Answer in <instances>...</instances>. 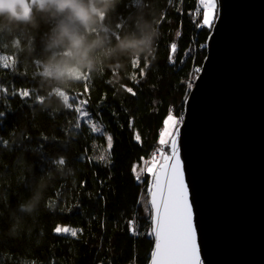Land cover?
Wrapping results in <instances>:
<instances>
[{
  "label": "trees",
  "instance_id": "1",
  "mask_svg": "<svg viewBox=\"0 0 264 264\" xmlns=\"http://www.w3.org/2000/svg\"><path fill=\"white\" fill-rule=\"evenodd\" d=\"M196 7L197 0H146L160 32L154 59L83 79L68 90L73 107L58 111L40 110L46 93L32 61L0 47V264H148L151 214L142 199L151 179L135 168L159 147L164 120L183 115L210 32ZM134 12L132 0H119L107 22L118 33L129 30ZM24 90L30 95L22 98ZM79 101L86 119L75 111ZM42 177L48 186L39 211L8 235L9 211ZM58 226L75 235L57 233Z\"/></svg>",
  "mask_w": 264,
  "mask_h": 264
},
{
  "label": "water",
  "instance_id": "2",
  "mask_svg": "<svg viewBox=\"0 0 264 264\" xmlns=\"http://www.w3.org/2000/svg\"><path fill=\"white\" fill-rule=\"evenodd\" d=\"M216 5L167 157L175 140L200 264H264V0Z\"/></svg>",
  "mask_w": 264,
  "mask_h": 264
},
{
  "label": "clouds",
  "instance_id": "3",
  "mask_svg": "<svg viewBox=\"0 0 264 264\" xmlns=\"http://www.w3.org/2000/svg\"><path fill=\"white\" fill-rule=\"evenodd\" d=\"M118 3L0 0V47L36 66L39 86L46 93L38 97L41 111L66 108L68 90L85 78H95L106 69L118 74L138 57L146 63L154 59L160 32L156 22L147 18L146 0H132L135 12L127 17L131 28L120 33L107 22ZM47 186L46 179L37 182L31 195L9 211L8 235H18L25 218L39 211Z\"/></svg>",
  "mask_w": 264,
  "mask_h": 264
},
{
  "label": "snow or ice",
  "instance_id": "4",
  "mask_svg": "<svg viewBox=\"0 0 264 264\" xmlns=\"http://www.w3.org/2000/svg\"><path fill=\"white\" fill-rule=\"evenodd\" d=\"M205 8L203 22L205 25H210L209 16L214 15L215 0H207ZM175 47L173 44V50ZM127 90L131 92V89ZM85 91H87V86H85ZM132 94L135 95L134 92ZM21 95L22 98L28 97L30 93L24 90ZM78 103L83 105L86 101H79ZM67 107L71 108L73 104L68 103ZM75 111L80 114L81 119L88 117V113L81 106H76ZM169 124L175 126L172 116H169L165 121L166 126ZM96 130L94 127L93 131ZM167 134L162 133V135ZM107 142L110 148V136L107 137ZM160 143L164 144L166 141L161 139ZM171 152L170 157H162V159L171 160L173 163L162 164L156 172L152 173L155 177V190L152 192V207L155 210L153 234L156 237L153 264H200L199 250L194 240L195 229L192 223V208L187 199L182 170L177 160L175 140L172 141ZM58 163L62 165L65 161L61 159ZM56 231L60 232L61 228L57 227ZM72 234L75 235L74 232Z\"/></svg>",
  "mask_w": 264,
  "mask_h": 264
},
{
  "label": "rangeland",
  "instance_id": "5",
  "mask_svg": "<svg viewBox=\"0 0 264 264\" xmlns=\"http://www.w3.org/2000/svg\"><path fill=\"white\" fill-rule=\"evenodd\" d=\"M199 3L201 4V7H200L201 12H200V16L198 18L204 24V22H203L204 21V12L206 11L205 5L207 3V0H200ZM216 7H217V5H216V0H215V11H214V15H210L209 16L210 25H206L210 29H211L212 23L214 21L215 15H216ZM196 72L197 73L195 74L194 77H192V80L190 81L191 85L190 84L188 85L189 86V90L193 87L194 79L197 76V74H198L199 71H196ZM4 92H5V90L0 88V94L1 93L5 94ZM17 93L20 96H22L21 95L22 94L21 91H17ZM81 107H82V105H81ZM169 116H171V115H169ZM168 117L164 120L163 127H162V130L160 132L159 143H160L161 139H163L164 141H166V143H164V144H161L160 143L159 144V147L157 148V150H161V153L159 155H156V152H157V150H156L155 153L152 155V158L151 159H149L147 161H142L139 165H137L136 168H135V172H136V174L138 176L141 175V174H143V173H148V175H150V179L152 180V175H153L152 173H154L155 170L157 169V167L162 162H164L166 160V159H162V157H167L168 156V153H169V141H170V139L172 137V133H174L175 128L180 124L181 119H182V117H180V118L177 119V118H174L172 116L173 117V121L175 122V126L173 127L171 124H169V125L166 126L165 125V121L168 119ZM98 130L101 132V129L98 128ZM162 133H168V134L167 135H162ZM149 169H151V171H149ZM148 195H149V192H148L146 198H143L142 200L145 201L146 206L148 208V211L150 212V207H149V202H148ZM58 227H60V226H58ZM60 228H61V231L60 232H57L56 231L57 233H59V234H71V235H73L72 234L74 232L73 229H71L69 227H60Z\"/></svg>",
  "mask_w": 264,
  "mask_h": 264
},
{
  "label": "built area",
  "instance_id": "6",
  "mask_svg": "<svg viewBox=\"0 0 264 264\" xmlns=\"http://www.w3.org/2000/svg\"><path fill=\"white\" fill-rule=\"evenodd\" d=\"M199 2H200V0H197V7H196V11H195V14L197 17L200 16V12H201V9H200L201 4ZM189 84L191 85L190 82H189ZM160 153H161V150H157L156 155H159Z\"/></svg>",
  "mask_w": 264,
  "mask_h": 264
},
{
  "label": "bare ground",
  "instance_id": "7",
  "mask_svg": "<svg viewBox=\"0 0 264 264\" xmlns=\"http://www.w3.org/2000/svg\"><path fill=\"white\" fill-rule=\"evenodd\" d=\"M172 125V124H171ZM164 137V136H163Z\"/></svg>",
  "mask_w": 264,
  "mask_h": 264
}]
</instances>
